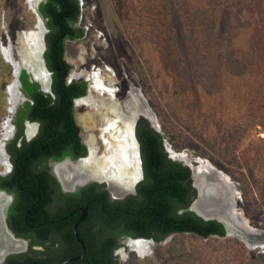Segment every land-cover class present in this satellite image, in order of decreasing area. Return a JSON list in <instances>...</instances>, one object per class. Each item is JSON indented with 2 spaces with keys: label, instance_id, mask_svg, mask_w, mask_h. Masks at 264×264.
Wrapping results in <instances>:
<instances>
[{
  "label": "rangeland",
  "instance_id": "obj_1",
  "mask_svg": "<svg viewBox=\"0 0 264 264\" xmlns=\"http://www.w3.org/2000/svg\"><path fill=\"white\" fill-rule=\"evenodd\" d=\"M28 1L0 0V131L10 107L13 65L20 63L21 70L33 72L23 58L27 42L21 35L39 30L40 24L46 28L38 12L42 0ZM79 1L77 25L83 28L84 36L66 41L65 60L71 66L68 81H85L86 95L93 104L81 103L86 95L74 103L82 142L88 146L94 137L100 147L99 111L108 115L111 104L108 91L100 95L89 81L99 72L106 86L113 82L112 100L122 116L133 119L136 125L140 117L146 118L161 134L164 151L170 148L175 159L167 153L168 157L194 167L197 195L191 209L202 217L232 225L225 237L171 234L152 243L149 256L143 258L127 245L125 251L115 253L119 264H264V110L258 123H246L240 114L237 122L228 124L224 116L213 118L199 106L206 94V101L212 97L215 67L229 58L239 67L245 64L232 71L227 88L231 90L230 84L237 81H247L245 73L250 67L258 75L254 89L264 93V0H168L166 10L160 0ZM214 10L223 13L226 24L217 26ZM155 30L163 33L165 46L175 41L177 50L172 45L159 48L152 37ZM197 34L204 37L188 47L184 38ZM3 45L9 49L10 58L4 55ZM33 45L30 56L37 53ZM218 45L226 46L223 57L216 53ZM186 89L191 96H184ZM26 100L22 92L10 118L14 133L5 142L9 162L6 146L16 135L13 118ZM258 100L261 103L264 99ZM224 126L225 132L218 134ZM103 151L101 146L99 153Z\"/></svg>",
  "mask_w": 264,
  "mask_h": 264
},
{
  "label": "trees",
  "instance_id": "obj_2",
  "mask_svg": "<svg viewBox=\"0 0 264 264\" xmlns=\"http://www.w3.org/2000/svg\"><path fill=\"white\" fill-rule=\"evenodd\" d=\"M160 1L165 10L169 8L168 0ZM38 12L47 29L44 58L51 72V95L42 92L39 85L30 80V75L21 70V91L27 100L13 118L16 135L6 146L12 170L0 178V187L14 194L8 216L11 230L16 236L45 243V248L39 259L25 255L23 260L9 258L5 264H60L79 256L82 257L66 264H119L112 254L119 245L117 239L123 235L150 238L152 231L158 235L153 238L156 243L170 234L225 237L227 230L223 220H205L190 210L197 195L191 169L168 157L161 134L143 117L137 121L136 137L140 144L144 180L137 186L135 196L112 202L108 192L101 191L103 185H87L74 194L60 191L55 178L49 174L48 162L60 161L65 156L73 160L86 156L81 129L74 117V102L86 95L87 83L68 81L71 66L65 60L66 41L84 36L83 28L77 25L81 5L79 0H42ZM214 12L215 23L226 24L223 13ZM200 36L204 37L197 34L190 38L183 35V38L191 47ZM152 37L159 48L172 45L174 51L177 50L175 41L167 46L163 44V33L158 30ZM225 47L218 45V56L223 57ZM244 64L239 67L229 58L225 64L215 67L217 79L212 77L215 85L210 90L212 97L206 101V94L204 103L199 105L213 118L224 116L228 124L237 122L242 116L246 123L259 122L264 100L260 103L258 99H264V93L253 87L258 75L252 73V68L249 67L247 72L245 69L248 82L230 84L231 90L226 86L232 71ZM191 95L186 89L184 96ZM27 121L39 124L36 135L29 141L24 137ZM224 128L217 133L225 132ZM84 207L87 216L77 226L85 246L83 254L73 226Z\"/></svg>",
  "mask_w": 264,
  "mask_h": 264
},
{
  "label": "bare ground",
  "instance_id": "obj_3",
  "mask_svg": "<svg viewBox=\"0 0 264 264\" xmlns=\"http://www.w3.org/2000/svg\"><path fill=\"white\" fill-rule=\"evenodd\" d=\"M29 1L34 3L36 0ZM38 29L39 30L34 32H25L21 35L22 38L24 37L27 42V45L23 49V58L27 65L32 66L33 72H31L33 76L40 82L42 88L45 90L49 88L51 89L50 79L48 78L47 71L45 70V67L42 63L45 29L42 24L39 25ZM32 44H34L33 46L37 49V53H34L32 56H30V54H32V51L30 52V47ZM2 51L7 58H10L9 49L4 45L2 46ZM13 66L15 68V80L8 89L10 94V107L7 112V120L2 123V129L0 131V176L8 173L10 169L9 158L5 151V142L14 133L10 118L16 110L18 97L22 93L19 91L20 86L18 85V74L22 67L20 63H16ZM89 81L92 88L98 91L100 95H102L101 92L108 91L111 99L110 108L107 109L108 115L99 111L101 114V121L99 124V140L101 141L100 147L96 145V140L94 137L90 138L88 141L89 145L87 146L89 150L88 156L84 160H80L77 163H71L70 165L64 166L63 169L61 168L62 170L58 171L54 175L58 177L63 188L65 189L66 186L71 189V187L80 180L85 182L87 180L95 179L108 184V188L112 197L126 195L132 192V190L135 188V185L142 178L139 145L136 141L135 135L136 121L133 119H128L127 117L124 118L121 114V111L118 110L119 108L116 109V105L112 100L113 95H111V93L114 91L112 88L113 82H110V84H107L108 86H106L105 81L99 72L93 73V75L89 77ZM89 98L90 95H86L81 103L84 102L93 106V104L89 102ZM35 129L36 127L34 124H28L26 131L28 138H31L34 135ZM101 146L104 148V151L100 154L99 151ZM170 150L171 149L168 148V151L171 154ZM171 156L173 159H175L172 154ZM181 156L182 155L180 154V157ZM197 161L198 163H202L200 160ZM193 171L196 175L194 167ZM214 173L220 177L219 172L214 171ZM73 176L77 177L74 179ZM222 178L225 179L226 183L230 182L228 177ZM69 182H71V184H68ZM6 201H8L6 194L0 192V263H3L2 261L6 257L7 252H16L23 248V244L21 242L14 241L11 239L9 234L5 232L6 227L3 220V203L6 204ZM223 221L228 223L226 220ZM151 244L152 242L144 241L142 239L129 241L127 245L131 248L132 252L138 254L140 258H143L149 256Z\"/></svg>",
  "mask_w": 264,
  "mask_h": 264
},
{
  "label": "flooded vegetation",
  "instance_id": "obj_4",
  "mask_svg": "<svg viewBox=\"0 0 264 264\" xmlns=\"http://www.w3.org/2000/svg\"><path fill=\"white\" fill-rule=\"evenodd\" d=\"M30 123H33V122H30ZM26 128V127H25ZM24 134H25V132H24ZM28 141V140H27ZM85 145V144H84ZM85 147H86V156L85 157H87L88 156V147H87V145H85ZM81 158H84V157H80V158H77V159H81ZM141 158V157H140ZM77 159H75V160H73L72 158H70L69 156H65L62 160H60V161H57V162H55L54 160H50L49 162H48V167H49V174L50 175H52V173L53 174H55V173H57L58 171H60V170H62L63 168H64V166H66V165H70L71 163H70V161H76ZM141 161H142V159H141ZM61 164H63V165H61ZM59 165V166H58ZM62 166V167H61ZM141 166H142V178L144 177L143 175H144V172H143V165H142V163H141ZM56 167V168H55ZM62 168V169H61ZM56 169V170H55ZM192 172V171H191ZM53 176V175H52ZM191 176H192V173H191ZM54 177V176H53ZM55 178V177H54ZM142 178H141V180L139 181V183H137L136 184V186H135V193L134 194H128L127 196H125L124 198H122V199H119V198H116V199H111V196L108 194V196H109V199L112 201V202H114V201H122V200H125L127 197H130V196H135L136 194H137V186L144 180V178H143V180H142ZM55 180H56V178H55ZM81 181V180H80ZM80 181H78V182H80ZM56 182H57V180H56ZM57 184H58V186H59V188H60V191L62 192V189H61V187H60V185H59V183L57 182ZM90 185H103V184H98V183H92V184H90ZM85 186H87V185H85ZM85 186H83V187H85ZM67 187V186H66ZM68 188V187H67ZM72 188V187H71ZM82 188V187H81ZM80 188H78L77 190H76V192L79 190ZM67 190H70L69 188L67 189ZM102 190H105L104 189V185H103V188H101V191ZM1 191H3V192H5V194H6V197L8 198V201H6V204L5 203H3V220H4V223H6V225H7V227L11 230V228H10V226H9V224H8V216H9V207L11 206V204L13 203V201H14V194H12V193H8L6 190H4V189H2L1 187H0V192ZM75 192V193H76ZM63 193V192H62ZM69 193H71V192H67V193H63V194H69ZM71 194H74V193H71ZM12 196L13 197V200L10 202V200H9V196ZM192 205V204H191ZM7 206V207H6ZM5 208H7L6 209V211H5ZM84 208H86V207H84ZM87 209V208H86ZM190 210H192L191 209V206H190ZM196 215H198V216H200L197 212H195L194 210H192ZM6 215V219H4V216ZM202 219H205V220H211V219H208V218H205V217H202V216H200ZM212 220H215V219H212ZM224 223V222H223ZM224 226H225V228H226V230H227V233H226V235H228L229 234V232L231 231V229H232V225L230 224L229 225V223H224ZM228 227V228H227ZM5 228V227H4ZM12 231V230H11ZM5 232L7 233V234H9V236L11 237V239H13L14 241H19V242H21L22 244H23V248L21 249V250H19V251H14V253L13 254H8L5 258H4V260L2 261L3 263H0V264H5L6 262H7V260L9 259V258H16V259H22V257L23 256H25V255H28V256H33L34 255V257L36 258V259H39V258H41V257H43V255H41V253H44L43 251H44V248H45V243H43V242H40V241H38V240H35L34 242H33V240H32V238H30V237H22V236H16V234H15V236L18 238V239H16L15 237H12V235L10 234V232L8 231V229L7 228H5ZM171 235V234H170ZM155 236L156 237H158V235H157V233L155 232V231H152L151 232V237L150 238H143V237H135V238H132V237H130L129 235H123V236H120V238H118L117 239V242L119 243V245L112 251V254H113V257H115V259H117V256L115 255V253L116 252H118V251H125V247H127V244H128V242L129 241H134V240H144V241H150V242H152V243H154L155 241H154V239L153 238H155ZM168 237V236H167ZM1 243V242H0ZM32 243H34V244H32ZM47 245V244H46ZM38 246H40L41 247V249H38L39 247ZM33 251H35L36 252V254H33ZM37 253H39V254H37ZM23 260V259H22ZM69 260V259H68Z\"/></svg>",
  "mask_w": 264,
  "mask_h": 264
},
{
  "label": "water",
  "instance_id": "obj_5",
  "mask_svg": "<svg viewBox=\"0 0 264 264\" xmlns=\"http://www.w3.org/2000/svg\"><path fill=\"white\" fill-rule=\"evenodd\" d=\"M45 32H47V29L45 28V31H44V33ZM45 48V42H44V44H43V49ZM42 63H43V65H44V67H45V70L47 71V74H48V78L50 79V85H51V72L48 70V68L46 67V64H45V61L43 60L42 61ZM24 70L30 75V80L31 81H33V82H36L38 85H39V88H40V90L42 91V92H44L45 94H50L51 95V89L49 88V89H43L42 88V85L40 84V82L33 76V74H32V72L31 71H29V69L28 68H24ZM20 74H21V70L19 71V74H18V85L20 86V88H21V82H20V80H19V76H20ZM75 103V102H74ZM136 123V122H135ZM28 124H34L35 125V127H36V129H35V133H34V135H36V133H37V131H38V128H39V124L38 123H36V122H33V123H30V122H26L25 123V127L27 128L28 127ZM158 132V131H157ZM25 136H26V132H25ZM31 138H28L27 136H26V140H30ZM136 141H137V143H138V145H139V155H140V144H139V142H138V140L136 139ZM88 153H89V151H88ZM167 153L169 154V156L171 157V154H170V152H168L167 151ZM86 157H84V158H81V159H77L76 161H70V163H77L78 161H80V160H84ZM172 158V157H171ZM142 163V162H141ZM12 166H11V164H10V168H11ZM191 169V168H190ZM191 171H192V176H191V178H193V176H194V171H193V169H191ZM52 175L56 178V180H57V182L59 183V185H60V187H61V189H62V192L63 193H67V192H71V193H75L76 192V190L78 189V188H81V187H83V186H85V185H90V184H92V183H98V184H103L104 185V189H105V191H107L108 192V194L111 196V193H110V191H109V188H108V184L107 183H105V182H103V181H100V180H95V179H93V180H87V181H85V182H83L82 180L80 181V182H77L76 184H74L75 185V187L74 188H71L70 190H67L68 188L66 187V189L65 188H63V186H62V184H61V181L58 179V177L56 176V175H54L53 173H52ZM136 186V185H135ZM1 192H3V191H1ZM3 193H5V192H3ZM135 193V188L132 190V192H130V193H128V194H134ZM128 194H126V195H121L119 198L120 199H122V198H124L125 196H127ZM111 199H115V197H112L111 196ZM9 200H10V202L13 200V197L10 195L9 196ZM7 207V206H6ZM6 209L7 208H5V211H6ZM87 216V209L86 208H82V213H81V215H80V217L78 218V220L75 222V224H74V226H73V232H74V235H75V238H76V240L78 241V243L80 244V246L82 247V253L84 254L85 253V246H84V243L82 242V240L80 239V237H79V235H78V233H77V226H78V224L79 223H81L84 219H85V217ZM4 219H6V215L4 216ZM208 219H212V218H208ZM215 220H217V219H215ZM219 221H221V220H219ZM5 227L8 229V231L10 232V234L12 235V237H15L16 239H18L16 236H15V234L7 227V225H6V223H5ZM14 252H11V251H9V252H7L6 253V256L8 255V254H13ZM82 256H79V257H76V258H72V259H69V260H66V261H64V262H62V263H60V264H66V263H68V262H70V261H75V260H78L79 258H81Z\"/></svg>",
  "mask_w": 264,
  "mask_h": 264
}]
</instances>
